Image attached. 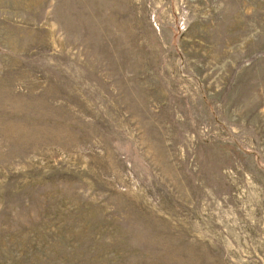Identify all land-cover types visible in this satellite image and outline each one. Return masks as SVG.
Instances as JSON below:
<instances>
[{
    "label": "rangeland",
    "instance_id": "obj_1",
    "mask_svg": "<svg viewBox=\"0 0 264 264\" xmlns=\"http://www.w3.org/2000/svg\"><path fill=\"white\" fill-rule=\"evenodd\" d=\"M0 264H264V0H0Z\"/></svg>",
    "mask_w": 264,
    "mask_h": 264
}]
</instances>
